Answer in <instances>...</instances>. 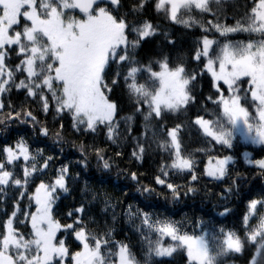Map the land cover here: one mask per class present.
Segmentation results:
<instances>
[{"label":"snow or ice","instance_id":"6c2138e0","mask_svg":"<svg viewBox=\"0 0 264 264\" xmlns=\"http://www.w3.org/2000/svg\"><path fill=\"white\" fill-rule=\"evenodd\" d=\"M161 17L200 34L179 51ZM0 132V264H264V185L232 174L241 146L264 153V0H0ZM242 155L264 177V155ZM90 157L143 207L85 181L90 199L60 210ZM201 181L224 185L213 207L231 223L168 214Z\"/></svg>","mask_w":264,"mask_h":264},{"label":"trees","instance_id":"16d2710c","mask_svg":"<svg viewBox=\"0 0 264 264\" xmlns=\"http://www.w3.org/2000/svg\"><path fill=\"white\" fill-rule=\"evenodd\" d=\"M240 3H243V0H240ZM228 9V15H232V6L231 4L226 5ZM152 15L155 18V13H152ZM156 22L160 24L161 29L169 28V30L174 31L176 37L178 38V49L179 51H184L187 49V47L191 44V42L200 34L199 30H185L180 26H169L166 21L163 20V18H156ZM228 23H233L232 20H229ZM244 35H233L232 39L234 40H240L244 39ZM157 39H162V37H157ZM156 41H152L150 43H147L143 46L141 49V55L148 57L154 55V45ZM205 95H207V85L205 81ZM14 100L17 98L14 96ZM43 118V117H41ZM179 122V121H177ZM13 127H16V125H13ZM3 135H6V133L0 132V137ZM185 142L189 143L191 140H195L197 138V134L195 131L189 132L188 130L185 131ZM83 139V138H81ZM104 147L108 148V154L113 155L114 151L120 150V149H114L111 146L108 145H102ZM191 147H197L199 145L197 144H191ZM244 151H249L252 153L254 158H259L260 155H264V153H261L259 150V147L256 146H241L239 149L240 156L238 159L237 165L233 169V175H235L236 172H240L247 176V180L244 181V187L248 188L251 186L254 190L258 191L261 185H264V177H259L256 175L255 170H249L246 165H244L243 161V155L242 153ZM65 152L68 154V159H71L73 161L79 159V152L78 150L74 149L71 144L67 145L65 147ZM223 154H231L229 152H223ZM67 162V160L65 161ZM126 164L122 163L121 168H123ZM147 167V166H146ZM73 174L76 172H81V178L78 182V184L75 185V190L72 192V195L67 196L66 199H62L61 201H58L60 205V210L67 211L68 207L74 206L73 201L79 202L81 199H90V197H83L80 193V189L84 187L85 181H88L89 187L93 190L100 189L101 191H107L110 193L115 200L116 198H119L121 200L125 199L124 193H129L128 202L131 203H137L140 202L141 206L143 207V202L145 201V198L143 196H140L139 193H136L135 185L131 184L129 181L125 180L124 177L117 176V169L113 168V170L110 173L102 172L97 167V161L94 157L89 158V168L85 171H82L81 168L78 165H73ZM141 172L145 171V168L140 169ZM103 181V182H101ZM230 182V181H229ZM207 183L206 181H201V191L199 194H197L194 197L188 198L186 201H181L180 204L172 205L171 203H167L166 207L169 209L168 214H172L173 212L175 215L172 217L174 219L180 220L183 217H197V218H203L205 220L209 219V216L211 215L212 218L218 222L223 223H231L232 218L229 217L228 220H223L222 218L216 217L215 212L222 211V208H214L213 206L218 203L217 197L220 193L222 187L224 185L220 186H213L212 184H208V188L215 193L216 195H213L209 197L207 195V191L203 188V185ZM71 186V185H70ZM135 197V199H133ZM232 203L228 204V207L235 208V197L231 198ZM151 200L158 205L155 209H147L151 211H158L160 213H164V207H161V205H165V201L161 197L158 201L155 199V197L151 198ZM223 203V202H220ZM67 206V207H66ZM102 207V205H101ZM120 210L117 209V212ZM138 223V222H137ZM119 227V226H118ZM131 226H127L124 228V232L128 233L129 236L132 238V242L135 243L137 238L136 236L130 231ZM117 239H123V234H118ZM161 261V264H183V260L181 258L180 254H176L172 258L164 257V258H157ZM226 264H244L243 259H237L235 261L228 260Z\"/></svg>","mask_w":264,"mask_h":264}]
</instances>
